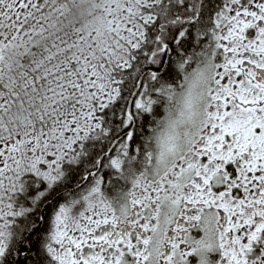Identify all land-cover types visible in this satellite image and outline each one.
Segmentation results:
<instances>
[{"label": "snow or ice", "instance_id": "6c2138e0", "mask_svg": "<svg viewBox=\"0 0 264 264\" xmlns=\"http://www.w3.org/2000/svg\"><path fill=\"white\" fill-rule=\"evenodd\" d=\"M0 264H264V0H0Z\"/></svg>", "mask_w": 264, "mask_h": 264}, {"label": "flooded vegetation", "instance_id": "af4514ba", "mask_svg": "<svg viewBox=\"0 0 264 264\" xmlns=\"http://www.w3.org/2000/svg\"><path fill=\"white\" fill-rule=\"evenodd\" d=\"M122 184H123V182H121L120 184L113 185L112 188L109 189V194L110 195L112 194V191H113L114 188L122 187Z\"/></svg>", "mask_w": 264, "mask_h": 264}]
</instances>
